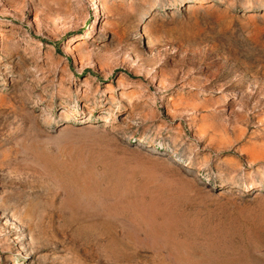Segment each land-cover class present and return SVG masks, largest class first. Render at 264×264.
<instances>
[{
	"label": "rangeland",
	"instance_id": "1",
	"mask_svg": "<svg viewBox=\"0 0 264 264\" xmlns=\"http://www.w3.org/2000/svg\"><path fill=\"white\" fill-rule=\"evenodd\" d=\"M0 264H264V0H0Z\"/></svg>",
	"mask_w": 264,
	"mask_h": 264
}]
</instances>
